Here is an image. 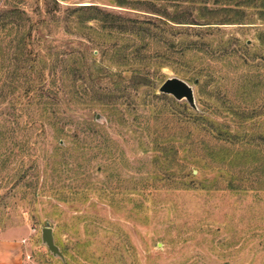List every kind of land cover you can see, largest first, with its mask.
<instances>
[{
	"label": "rangeland",
	"instance_id": "1",
	"mask_svg": "<svg viewBox=\"0 0 264 264\" xmlns=\"http://www.w3.org/2000/svg\"><path fill=\"white\" fill-rule=\"evenodd\" d=\"M225 2L206 17L238 22L156 26L0 0V237L27 264H264V0Z\"/></svg>",
	"mask_w": 264,
	"mask_h": 264
},
{
	"label": "trees",
	"instance_id": "2",
	"mask_svg": "<svg viewBox=\"0 0 264 264\" xmlns=\"http://www.w3.org/2000/svg\"><path fill=\"white\" fill-rule=\"evenodd\" d=\"M223 2L224 0H117L118 6H131V8L147 11L155 14L156 16L150 17L145 22L150 24L159 25L158 22H163L171 26V22L175 24H212V23H234L238 22L237 18H221L213 21L212 18L206 17V12H214L216 9H211L208 6V2ZM225 3H229L231 0H225ZM242 3V2H240ZM169 6L174 7L173 10L169 11ZM80 10H87L91 13L87 19L97 18L105 23V27L114 29L117 28L123 32H140L144 31L149 33L148 27L138 26L137 22L128 24L127 22H118V15L106 12L98 5H82ZM196 11V14H195ZM209 12V13H210ZM102 14V16H100ZM213 16V15H211ZM101 17V18H100ZM206 17L203 22L201 18ZM234 19V20H233ZM137 21V20H131ZM142 77V76H141ZM167 96L166 94H163Z\"/></svg>",
	"mask_w": 264,
	"mask_h": 264
},
{
	"label": "water",
	"instance_id": "3",
	"mask_svg": "<svg viewBox=\"0 0 264 264\" xmlns=\"http://www.w3.org/2000/svg\"><path fill=\"white\" fill-rule=\"evenodd\" d=\"M160 93L170 94L178 100L185 99L188 103L195 107V99L192 87L183 79L178 77H172L166 79L159 87ZM42 242L48 248V250L55 256H59L63 259V253L59 246L55 243L53 229L50 226H45L41 231Z\"/></svg>",
	"mask_w": 264,
	"mask_h": 264
},
{
	"label": "crops",
	"instance_id": "4",
	"mask_svg": "<svg viewBox=\"0 0 264 264\" xmlns=\"http://www.w3.org/2000/svg\"><path fill=\"white\" fill-rule=\"evenodd\" d=\"M26 248L28 244L26 242L24 244L22 239L0 237V256H4L0 264H27L29 260L26 261L24 258ZM27 257L30 259L29 255ZM32 264L36 263L32 261Z\"/></svg>",
	"mask_w": 264,
	"mask_h": 264
}]
</instances>
